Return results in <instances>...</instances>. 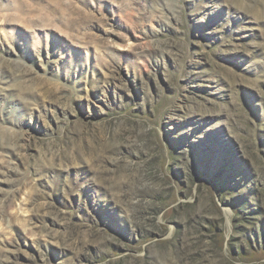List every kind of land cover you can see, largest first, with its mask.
Listing matches in <instances>:
<instances>
[{
  "label": "rangeland",
  "instance_id": "obj_1",
  "mask_svg": "<svg viewBox=\"0 0 264 264\" xmlns=\"http://www.w3.org/2000/svg\"><path fill=\"white\" fill-rule=\"evenodd\" d=\"M0 264H264V0H0Z\"/></svg>",
  "mask_w": 264,
  "mask_h": 264
}]
</instances>
